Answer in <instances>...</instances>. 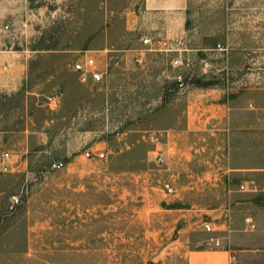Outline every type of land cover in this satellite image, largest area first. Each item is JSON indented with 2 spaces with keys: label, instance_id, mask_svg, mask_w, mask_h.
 Wrapping results in <instances>:
<instances>
[{
  "label": "rangeland",
  "instance_id": "obj_1",
  "mask_svg": "<svg viewBox=\"0 0 264 264\" xmlns=\"http://www.w3.org/2000/svg\"><path fill=\"white\" fill-rule=\"evenodd\" d=\"M142 1L0 0V264H187L191 249L209 246L208 173L225 167V150L206 132L181 158L177 134L190 107L209 110L214 96L256 119L264 0H191L193 42L226 51L184 56L178 103L166 98L177 75L161 74L172 66L147 71L134 57L117 69L102 52ZM85 55L108 66L105 83L84 84L73 71ZM166 134L172 144L149 140Z\"/></svg>",
  "mask_w": 264,
  "mask_h": 264
},
{
  "label": "crops",
  "instance_id": "obj_2",
  "mask_svg": "<svg viewBox=\"0 0 264 264\" xmlns=\"http://www.w3.org/2000/svg\"><path fill=\"white\" fill-rule=\"evenodd\" d=\"M190 17L191 0H143L139 11L128 13L123 28L111 40V49L102 52L109 53L107 57L114 61L117 69L129 65L136 57L147 71L167 64L172 67L161 69L163 78L176 76L182 72L184 56L191 51L202 52L207 48L214 52L226 51L225 47H218V42L204 45L196 40L194 44L197 36H193ZM158 34L166 43L164 50H150L143 44L144 38ZM177 58L182 60L180 67L172 65ZM213 99L217 103L210 105L209 110L201 108L202 104L190 107L184 129L177 134L182 140L181 158L187 146L206 132L220 138L221 148L228 149L226 155L221 154L225 157V167L208 173L212 192L208 220L215 229L209 234L220 245L209 243L208 247L191 249L186 256L187 264H244L240 261L249 256L262 257L264 264V226L248 232L245 221L246 218L258 223L264 221V106L257 107L254 121H247L241 119L252 112L247 107L231 106L220 101V96ZM210 114L218 120L209 130L206 116ZM172 139L170 137L169 144ZM241 185L249 190L241 191Z\"/></svg>",
  "mask_w": 264,
  "mask_h": 264
},
{
  "label": "built area",
  "instance_id": "obj_3",
  "mask_svg": "<svg viewBox=\"0 0 264 264\" xmlns=\"http://www.w3.org/2000/svg\"><path fill=\"white\" fill-rule=\"evenodd\" d=\"M143 44L149 46L150 50H156V51H162L166 47V43L162 40L161 36L158 34L156 36H149L147 38L143 39ZM221 48V46H218ZM173 66L180 67L182 66V60L181 58H177L172 62ZM73 71L76 73H79L80 75V80L82 83L86 84L89 81L94 82V83H105L106 80L109 78V68L108 66H103L100 68L98 66L97 60L95 57L92 55H85L84 58L78 59L74 64H73ZM175 82H176V88H170L167 91L166 98L171 99L172 102L178 103L181 102L183 99V95L185 94L186 90V83H185V77L182 74H179L175 77ZM56 97L51 98L50 101L52 103H55ZM169 139L170 135H151L149 137V140L151 143L158 145V144H169ZM228 150V149H227ZM227 150L225 151L224 154H227ZM87 157H92L93 153L92 152H87L86 154ZM96 156L99 159L105 158V153H98ZM9 153L4 154V158H8ZM166 156L160 155L158 156L157 162L159 164H164L166 162ZM64 167L63 163H56L54 164V168L56 169H61ZM6 170L8 169L7 167L5 168ZM254 188H250V190H253ZM164 190L166 191L167 194L171 195L174 194L175 188L170 182H165L164 183ZM241 191H248L249 188H247L245 185L240 186ZM20 203L19 198H15V202L13 205H18ZM246 224L248 226L249 231H255L257 229L256 223L251 219V218H246ZM204 230L207 233H213L215 232L214 226L210 222H205L204 223ZM209 243L215 244L216 246H219L220 243L215 240L211 239Z\"/></svg>",
  "mask_w": 264,
  "mask_h": 264
}]
</instances>
